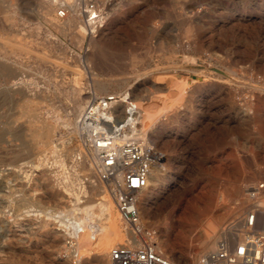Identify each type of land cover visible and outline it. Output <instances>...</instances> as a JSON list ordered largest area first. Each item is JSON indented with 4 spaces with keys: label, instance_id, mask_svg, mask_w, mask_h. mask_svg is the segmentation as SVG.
Listing matches in <instances>:
<instances>
[{
    "label": "rangeland",
    "instance_id": "1",
    "mask_svg": "<svg viewBox=\"0 0 264 264\" xmlns=\"http://www.w3.org/2000/svg\"><path fill=\"white\" fill-rule=\"evenodd\" d=\"M47 1L0 0V66L6 69L0 71V264H77L66 251V240L54 241L52 230L58 226L53 220L38 229L39 220L25 216L28 209L67 205L57 197V177L79 174L89 189L94 182L89 196H111L97 175H90L72 133L79 117L74 115L78 93L85 97V109L93 98L86 93L95 89L85 58L97 80L108 83L109 94L131 91L134 99L149 75L163 87L133 100L139 108L161 101L157 109L162 115L147 139L164 157L156 170L172 182L152 201L149 214H141L156 242L182 244L184 236L201 232L208 218L222 213L220 205H231L221 204L223 194L239 202L245 187L264 184V0H96L108 15L105 28L114 26L97 48L90 36L80 45L72 35L61 34L44 16ZM58 8L50 19L64 23L74 18H59ZM174 80L195 82L192 98L179 100ZM67 122L74 124L69 128ZM156 124L169 128L156 131ZM47 126L52 131L46 141ZM52 142L58 154L50 150ZM39 158H47L48 166L33 172L30 183L24 181L18 167ZM24 170L32 173L28 166ZM115 209L126 244L129 231L116 203ZM253 209L227 218L219 229ZM163 248L178 260L176 251ZM95 258L85 255L82 264H103Z\"/></svg>",
    "mask_w": 264,
    "mask_h": 264
},
{
    "label": "built area",
    "instance_id": "2",
    "mask_svg": "<svg viewBox=\"0 0 264 264\" xmlns=\"http://www.w3.org/2000/svg\"><path fill=\"white\" fill-rule=\"evenodd\" d=\"M71 4L61 0L59 18H80L91 33L87 36L97 35L104 28L108 15L96 0H73ZM143 118L131 91H124L94 96L75 123L74 133L87 164H93L98 180L109 188L128 231L140 242L136 245L131 239L129 244L113 247L109 264H176L150 242L153 233L145 229L141 219L139 195L147 189L151 169L160 161L143 135ZM250 190L256 198L264 184ZM48 214L55 216L53 221L65 236L67 252L72 256L80 235L78 226L65 215L51 210ZM260 215V209L255 208L226 224L219 232L216 249L201 253L195 264H264V226L260 224Z\"/></svg>",
    "mask_w": 264,
    "mask_h": 264
},
{
    "label": "bare ground",
    "instance_id": "3",
    "mask_svg": "<svg viewBox=\"0 0 264 264\" xmlns=\"http://www.w3.org/2000/svg\"><path fill=\"white\" fill-rule=\"evenodd\" d=\"M64 1L67 2L68 4H71L73 2V0H64ZM59 4H61V3L57 0H56V2L53 0L47 1L46 5L44 6V8L46 9V13L44 14V16H46L47 20H49L51 22V24L61 34L65 35V36L72 35L75 42L79 43L80 45L83 44V42L86 38V35H88L89 32L87 31L86 27L84 26V24L82 23L80 18L74 17V18H72V19H70L64 23H60L53 18L50 19L52 12H54L56 10V7ZM71 7H76V5L71 4ZM44 12H45V10H44ZM119 17H120V15H119ZM108 22H109V20H108ZM113 27H114L113 23L112 24L108 23L107 28H105V26H104V28H102L98 32L96 31L98 34H100L102 36V38L99 41L94 39V37H96V35L90 36L91 38H93L91 41H92V43H94V48H97V46L101 43L103 38L106 35H108V33L114 29ZM96 32H94V33H96ZM89 35H91V33ZM78 56H76V57H78ZM78 58L80 60L81 56ZM85 62H86V64H85L86 68L85 69L87 71V75L89 76V80L92 82V84H94V87H95L94 90H92V91L90 90L86 93V94H88V96L86 98L88 99V98H92L94 96H100V94H106V95L109 94L110 91H109V88L107 87L108 83H103V82H100L97 80L98 74L96 75V73L93 72L92 64H91L89 58H85ZM3 70L6 71L4 66H0V71L2 72ZM149 76L146 77L143 85H141L139 87V90H138L139 93L136 96H134V99L136 101L138 99H140V97L142 96V94L144 92L151 91L152 89L160 90L163 88L160 84L161 82L159 83L156 80L149 79ZM174 81L176 82V80H174ZM111 82L109 84H111ZM194 83L195 82H192L189 80L188 81L187 80H182V81L178 80L176 82V86L174 89L176 91L175 94L179 100H183V101L186 100L187 101L190 98H192L190 95L191 94L190 90L193 87ZM18 84L14 83V85H16V86ZM81 92L82 91H80L79 93L75 92V93H78V101H77L78 103L76 104V109L74 112V115H76V116H79L84 110V106H83L81 101H85L84 100L85 97L83 98V96H82L83 94H80ZM158 101L161 102L160 99ZM202 101H204V100H202ZM87 102H88V100H87ZM158 103H155L153 101V102H150L147 104H142V103L140 104L141 108H139V109L143 112V115H144V118L142 120L143 131H144L143 135L144 136L149 135L151 127L153 125H155V123H153V122L160 119V116L162 115V113H160L157 109ZM162 105L163 104H161L160 106H162ZM163 109H165V107H163ZM162 112H163V110H162ZM167 112H169V111H167ZM163 113H165V112H163ZM74 115L72 114L71 116H74ZM168 117H169V115H168ZM242 118H244V117H242ZM36 120H38V119H36ZM70 121H72V120H70ZM72 123L67 122L66 127L70 128L71 125L74 124V123L73 124ZM168 128H169L168 124H162V125L156 124L155 129H156V131L157 130L165 131ZM51 131H52V127L47 126L46 130L42 136L44 139H46V141L50 140ZM72 133H74V130H72ZM38 142H39V140H38ZM184 143H185V141H184ZM50 144L52 145L50 150H52V152L54 154H58L59 153L58 145H54V142H52ZM162 145H163V143H162ZM162 159H164V157L159 155V160H162ZM166 160H167V162L170 161L169 158H167ZM57 161H59V160H57ZM57 161H55V162H57ZM30 164H31V162H26V163H23L22 165H20L18 167V172L21 173L23 180L28 182V183H30L32 181L33 172L41 171V169L48 166L49 162H48L47 158H39L37 162L32 163L31 165ZM54 165L56 166V164H54ZM88 165H89L90 175L94 177L96 175V173L94 171V166L92 163H89ZM26 166L31 168V171H32L31 174H28L27 172H25L24 168ZM58 166H59V164H58ZM60 166L63 168L66 166L64 160L61 161ZM55 181H56L55 186H57V188L61 190V195H58L57 197H61L60 200L62 202L67 203V205L65 207H62L61 209H51V212H54L56 214L65 215V216L69 217L71 220L73 219L75 222V225H77L79 230H80V235L78 238V244L76 246V249L71 253L72 257H77L78 260L75 258L77 260L76 263L82 264V261H83V258L85 255L88 258L90 255H95L96 263L98 262V263L106 264V261L108 260L109 253H110L111 249L113 248V246L115 247L117 245L123 244V241H124V234L122 233V230H121L120 219H119V215L115 209L114 200L111 199V196L109 197V195L108 196L105 195L102 198H100L99 200L96 199L95 197L89 196L91 191H94V189H93L94 182L91 181L89 183V184H91L89 186L90 187V189H89L87 186H85L86 184L80 179L79 174H75L74 177L70 173L67 175H62L60 177H57ZM163 182H164V184H162ZM171 182H172V180H171L170 176H168L166 173L160 174V172H158L156 170V166L152 167L150 177H149L148 187L146 190H144L139 195L140 214H142V215H144L143 213L149 214V211L153 206L152 201L157 200L159 195L165 193L168 190L167 188H169V186H167V185H169ZM42 184H44V183H42ZM157 186H159V188H158L159 191H158V193H155L154 189ZM249 191H250L249 187L247 189L245 187V189L240 192V196L243 197V199L237 200L239 202H235V200H233L231 197L225 196L223 194V196L221 197V204L224 201H231L230 202L231 205L230 206L224 205V204L220 205L219 208L221 209L222 213L220 215L218 214L215 218H208V220L204 223V229L201 232H191L189 234V236H187V237L184 236L182 238V244L181 243L179 244L177 241H174V242L170 241L169 243H167V242L166 243L165 242L159 243V242H156L154 239H151L150 242L155 244L156 248L160 252H162L165 256H167L169 259H171L176 264H190L192 262V260H194L193 257L195 255V253H197V256H198L203 252H207V251H211V250L216 249L218 241H219V232L221 230V229H219L220 224L224 220H226L227 218L233 217L240 212H244L246 207H250L251 209L252 208H259L261 211V215L264 216V191H259L258 196L256 198H253L250 195ZM233 193H234V191H233ZM214 204H215V202H214ZM45 210H47V209H28L25 212V216L26 217H32V216L36 217L39 220V222L41 223V225L38 227V229H41L44 226H47L48 224H50L49 221H52L54 219L53 217H55V216L49 215L48 211H45ZM176 211H177V209H176ZM9 215L10 214H8L7 216H9ZM172 217L173 216L170 215L169 219H172ZM238 219H240V218H238ZM158 220H160V219H158ZM263 220H264V218H263ZM204 221H205V219H204ZM51 225H52V223H51ZM169 225H171L170 226V232L175 235V227L173 226L172 220H171V223ZM263 226H264V221H263ZM159 234H161V233H159ZM185 234H186V232H185ZM52 235L54 237L55 242L56 241L57 242L62 241V238H64L66 240L65 236L60 232V230H58L54 227L52 230ZM131 239H133V243H135L136 245L140 244V242H138L139 240L134 239L133 233L130 231L128 234V241L126 244H129ZM199 245L201 246V248L204 251L200 252V248H198ZM163 247H167L168 250L172 253L176 251L178 253V260H175L173 257H171V255L168 256L163 251V249H164ZM65 248H66V246H65Z\"/></svg>",
    "mask_w": 264,
    "mask_h": 264
}]
</instances>
